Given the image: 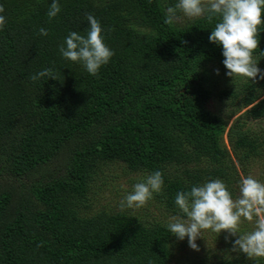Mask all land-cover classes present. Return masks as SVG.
Masks as SVG:
<instances>
[{
  "label": "trees",
  "instance_id": "trees-1",
  "mask_svg": "<svg viewBox=\"0 0 264 264\" xmlns=\"http://www.w3.org/2000/svg\"><path fill=\"white\" fill-rule=\"evenodd\" d=\"M58 2L49 19L52 0H0V264H245L226 239L207 245L206 257L177 259L187 238L166 222L85 209L112 164L161 171L166 215L179 213L178 192L208 180L238 196L239 168L247 175L264 156V79L210 87L212 68L228 71L209 40L216 21L184 22L180 13L165 24L178 0ZM89 13L115 53L96 76L59 51L70 32L87 34ZM258 32L254 58L264 72V22ZM44 69L56 80L29 79ZM214 99L236 117L230 128L211 110Z\"/></svg>",
  "mask_w": 264,
  "mask_h": 264
},
{
  "label": "clouds",
  "instance_id": "clouds-1",
  "mask_svg": "<svg viewBox=\"0 0 264 264\" xmlns=\"http://www.w3.org/2000/svg\"><path fill=\"white\" fill-rule=\"evenodd\" d=\"M4 12L5 8L0 5V30L7 24ZM60 12L58 0H52L47 13L49 19ZM180 13L188 18L216 21L209 40L222 48L228 77L264 79V72L254 58L260 45L258 28L264 22V0H178L175 6L166 9L164 23L173 24ZM86 19L90 25L87 34L70 32L59 51L64 59L82 64L89 74L96 76L115 53L106 44L105 30L98 19L91 13ZM39 34L46 37L48 31L41 27ZM44 77L56 80L51 69L39 71L29 79L37 82ZM163 186V173L154 171L134 184L133 190L121 200L120 207H143ZM175 205L180 214L170 217L167 228L178 240L187 238L192 250L200 251L197 240L204 239V232L211 230L218 236L227 233L225 239L231 243L232 252L243 253L250 259L264 258V183L253 176L241 178L238 196H233L223 180L212 179L178 192ZM245 221L254 222V230L241 233V224Z\"/></svg>",
  "mask_w": 264,
  "mask_h": 264
},
{
  "label": "rangeland",
  "instance_id": "rangeland-1",
  "mask_svg": "<svg viewBox=\"0 0 264 264\" xmlns=\"http://www.w3.org/2000/svg\"><path fill=\"white\" fill-rule=\"evenodd\" d=\"M181 19L185 22L186 20H194L196 18H188L181 15ZM211 74L209 75L211 78L208 79L209 86L215 87V90H224L230 88H237L243 85L245 82L250 80L249 78L243 77H235L231 78L227 75L217 74V69L212 68ZM217 83V85H215ZM217 87V89H216ZM211 110L220 115L223 120L230 119L231 111L222 106L217 100H213L210 105ZM236 117H233L229 121V128L233 124V121ZM261 126H264L262 124ZM226 139V138H225ZM228 144V141L226 140ZM239 174L241 177H247L249 175L253 176L255 179L264 183V156L260 161H256L247 175L239 168ZM147 175L142 173H132L125 169V167L120 164H112L108 167H104L103 171L100 173V176L97 178L89 202L87 203L85 213L87 215H94L96 213L102 211H108L111 213H117L119 211L127 212L129 215H135L141 217L143 220H149L150 222L160 221L166 224L169 223V219L172 215H166L165 204L158 200V194L154 193L153 198L148 201L143 207L139 208H121L120 202L121 200L133 190L134 184L141 182ZM162 199V196H161ZM180 214V213H178ZM177 215V214H175ZM254 222H243L241 224V233L248 232L254 230ZM204 239H198L197 244L200 248V251H194L189 247L188 240L186 239L185 245L183 248H179L177 251V259H197L200 255L204 254L206 257V253L208 250V246L210 243L214 246L220 243L221 240L225 239L227 233H221L219 236L216 233H213L211 230H207L203 234ZM209 242V243H208ZM225 245V242L220 244L217 247H222ZM232 245L230 247V252ZM219 251H212V257L218 255ZM234 253V252H232ZM240 253H234V255H239ZM176 264V263H175ZM245 264H264V258H247L245 257Z\"/></svg>",
  "mask_w": 264,
  "mask_h": 264
}]
</instances>
